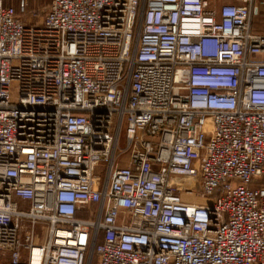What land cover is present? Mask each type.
<instances>
[{
	"label": "built area",
	"instance_id": "1",
	"mask_svg": "<svg viewBox=\"0 0 264 264\" xmlns=\"http://www.w3.org/2000/svg\"><path fill=\"white\" fill-rule=\"evenodd\" d=\"M12 2L0 264H264V2Z\"/></svg>",
	"mask_w": 264,
	"mask_h": 264
},
{
	"label": "rangeland",
	"instance_id": "2",
	"mask_svg": "<svg viewBox=\"0 0 264 264\" xmlns=\"http://www.w3.org/2000/svg\"><path fill=\"white\" fill-rule=\"evenodd\" d=\"M4 1V4H11V3H14L16 5V2H12V0H3ZM259 1H263L264 0H258L257 2L259 3ZM51 2V0H29V4H30V8L31 9H38L41 11V14H39V16H43V11L45 12V9L46 7H48L49 3ZM259 13L257 15V17H253L254 18V26H255V29H257V31H260V32H264V3L263 5L259 6ZM255 16V14H254ZM121 146H125V134L122 135L121 137ZM189 185L190 186H195L196 189H195V194L192 195V196H186L184 195V199L185 200H190V198L194 201H197V202H208L207 200H204V198H202L199 194H198V191H199V180H191L188 181Z\"/></svg>",
	"mask_w": 264,
	"mask_h": 264
},
{
	"label": "trees",
	"instance_id": "3",
	"mask_svg": "<svg viewBox=\"0 0 264 264\" xmlns=\"http://www.w3.org/2000/svg\"><path fill=\"white\" fill-rule=\"evenodd\" d=\"M257 1H258V0H257ZM258 13H259V10H258V12L255 14V16H254V17H257ZM253 19H254V18H253Z\"/></svg>",
	"mask_w": 264,
	"mask_h": 264
},
{
	"label": "crops",
	"instance_id": "4",
	"mask_svg": "<svg viewBox=\"0 0 264 264\" xmlns=\"http://www.w3.org/2000/svg\"><path fill=\"white\" fill-rule=\"evenodd\" d=\"M257 30V29H256Z\"/></svg>",
	"mask_w": 264,
	"mask_h": 264
}]
</instances>
